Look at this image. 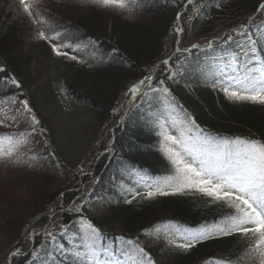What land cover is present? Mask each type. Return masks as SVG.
<instances>
[{
    "label": "trees",
    "instance_id": "obj_1",
    "mask_svg": "<svg viewBox=\"0 0 264 264\" xmlns=\"http://www.w3.org/2000/svg\"><path fill=\"white\" fill-rule=\"evenodd\" d=\"M201 1L188 6L182 18L184 23ZM260 1L222 0L218 8V1L210 0L201 10V17L207 18L202 32H211L221 20L256 10ZM124 2L126 10L100 6L91 0H46L44 12L49 10L51 35L66 34L61 40L64 44L87 38L94 41L92 48L76 50L77 55L64 57L59 75L66 97L91 114L89 138L93 144V161L84 168H75L67 165L56 149L53 119L60 103L51 71L54 53L46 39L39 37L33 20L22 11L18 0H0V36L5 39V44L0 41V68L5 69L0 77H14L21 85L16 88L0 84V99L15 95L16 99L27 100L39 121L36 130L43 138L42 144L31 151L20 148L11 157L0 159V167L9 166V171H0V230L11 236L10 244L0 248V264H6L8 253L17 247L20 251L13 257V264L28 263L32 251L44 242V235L50 232L57 240V230L75 218H89L106 239L117 236L136 239L166 221L191 226L221 222L234 213L224 201H214L195 190L146 198L155 186L137 184V177L173 174L172 165L161 151L163 141L158 122H167V113H175L177 107L182 109L186 122L193 119L217 140L241 139L264 144V105L227 99L198 82H195V95L188 93L180 78L175 77L186 60L184 53H178L172 59L174 79L166 78L162 65L152 85L159 88L162 81L170 98L153 107L142 101L121 119L126 91L165 57L166 42L175 41L176 17L187 0H157L149 30L135 25L140 16L145 18L143 10L149 0ZM38 11L41 13L40 8ZM130 28L135 32L122 34V30ZM112 64L110 72L104 71ZM168 101L172 102L171 112H163ZM167 129L176 135L172 125ZM112 141L113 149L106 152ZM85 170L89 173L83 174ZM117 188L123 191L121 199L115 193ZM129 188L131 193L125 197ZM99 193L105 196L106 211L96 217L88 212L84 198ZM15 210L23 214L21 220L15 221L12 215ZM50 218L53 225L36 237L31 248L29 234L41 229ZM47 238L50 242V237ZM254 239L251 234L214 235L188 250L171 247L160 253L158 247L149 249L147 255L154 264H208L214 259L231 264H261L264 257L259 253L251 259L248 255Z\"/></svg>",
    "mask_w": 264,
    "mask_h": 264
},
{
    "label": "snow or ice",
    "instance_id": "obj_2",
    "mask_svg": "<svg viewBox=\"0 0 264 264\" xmlns=\"http://www.w3.org/2000/svg\"><path fill=\"white\" fill-rule=\"evenodd\" d=\"M92 3L100 6H112L120 10H126L124 0H91ZM22 6V11L30 18L32 12L29 10V3L26 0H18ZM195 0H187L185 9L188 5H194ZM258 11L264 12V5H261ZM183 13H178L177 19ZM254 19V18H253ZM36 23L35 20L32 21ZM40 23L44 21L41 19ZM258 33L264 36V22L254 26ZM182 32L177 28V35ZM66 34L55 33L45 37L43 31L39 32V37L55 40L53 43L54 52L57 55H68L61 52V47L74 48L71 44L61 43ZM244 39L238 42L237 47L240 52L227 57L218 67L221 70V79L214 81V87H218L227 98L233 101H249L253 103L264 104V48L258 47L257 40L253 39L254 33L247 25L243 31L237 33ZM233 37L229 36L228 41ZM199 45H193V48H199ZM181 51V49H177ZM183 51H190L184 49ZM69 59L75 60V56H69ZM165 65L168 61H164ZM5 69L0 68V72ZM174 75L170 72V78ZM152 76H145L144 79L134 85L130 92L133 96L137 94L147 95L145 90L151 89L155 93H168V89L160 82L159 88L152 87ZM10 84L16 88L21 85L14 77H0V84ZM5 100L11 99L16 102V96L4 97ZM23 108L17 110L23 115L32 114V109L28 106L27 100L22 101ZM16 117H13L15 119ZM33 130L30 133H21L20 136H32L36 132V125L39 121L35 115H31ZM162 137L161 151L169 160L173 168V174L166 177H145L139 175L137 184H143L152 188L154 191H148L146 198L160 195L182 194L185 191L195 190L212 197L214 201H224L229 208L234 210L232 215L226 217L220 224L212 229L205 230H185L169 223L164 226L165 229H175L177 234L185 240V243L177 247L188 250L196 243L208 239L211 236H228L234 233H240L243 236L255 238L253 245L248 249L249 258L253 254L259 253L264 257V144L252 140H217L205 133L199 125L191 118L187 122H173L172 127L176 128L177 123L182 125L177 135L168 132L164 121H159ZM15 135V134H12ZM8 139L11 136H0V141ZM27 142L26 140L24 141ZM110 151V149H109ZM11 149L4 151L0 149V159L11 157ZM35 159V157H33ZM166 189H170L166 190ZM130 202V201H129ZM80 231L85 234L84 243L74 245L73 255L77 257L76 264H138L137 252L141 254L142 260H147L148 264H154L151 258L139 248L138 244L125 237L117 236L115 239H106L99 229L95 228L90 222L83 218L80 220ZM251 226V227H249ZM69 231L64 229V233ZM51 243H57L56 237L48 233ZM174 243V241H170ZM61 252L63 246H59ZM84 248L85 251H76L75 249ZM133 248L134 251L129 249ZM17 255V253H13ZM38 264H42V257L34 255ZM31 264V261H30ZM208 264H231L226 260H212ZM264 264V260L261 261Z\"/></svg>",
    "mask_w": 264,
    "mask_h": 264
},
{
    "label": "rangeland",
    "instance_id": "obj_3",
    "mask_svg": "<svg viewBox=\"0 0 264 264\" xmlns=\"http://www.w3.org/2000/svg\"><path fill=\"white\" fill-rule=\"evenodd\" d=\"M156 3H157V0H149V4L146 6V8L144 7V10H143L144 13H146L145 18L143 19V15H142V18L138 19L135 25L143 27V28L146 27L147 30L151 28L149 21L152 18H154L152 13H153V8H154L153 6ZM194 17H192L193 22L195 19ZM192 21L188 29L181 27L182 32L181 34H179L180 36H179V40L176 46L173 48L171 44H167V50L171 52L174 49L175 50L181 49V51L183 49H189L190 51H186V52L191 53V54H196L198 56V61L199 60L203 61L205 60L206 57L208 59L217 57L220 61L218 65L216 66H219L222 62H224L221 60V58L223 57L226 58L225 55H227V53L224 50L213 51L212 49H210L209 48L210 41H208V39H211L212 35L213 37H215L219 35L221 32H224L225 30L230 29V27H232L230 26L232 20L230 19L221 20L220 21L221 23L215 24V28H214L215 30L212 33L210 32L207 34L204 33L203 36L201 35V32L199 30L200 26L199 25L195 26L192 23ZM128 31L135 32V29L130 28L127 31L122 30V34H127ZM0 41L5 44V39L3 38V35L0 36ZM236 42L237 41H235V43ZM193 45H199L200 47L193 48ZM194 49L196 50L195 52H193ZM200 50H204L205 52H200ZM117 60L118 59L115 58L114 63H116ZM57 65L55 66V69L58 68ZM210 65H212V63ZM208 67L209 65H207L206 67L205 65H202V67L200 68V71L202 69H207ZM112 69H113V64L108 65L106 68H104V71L110 72ZM218 70H220V68ZM191 79L192 77H187V82H191L192 81ZM56 84H57V87H59L58 86L59 83L57 82ZM188 89L192 90L191 85H188ZM59 90H60V87H59ZM192 93H194V91H192ZM61 99L63 101V106L61 105L59 107V112H57V114L55 115V118L53 119L54 126L57 130V138L59 140L60 157L62 158V160L66 162L67 165L71 167L85 166L88 163H90L94 157L93 144L89 138L90 135L92 134L91 126H90L91 115L88 111L86 112L80 109L79 106H77L76 104L69 102L67 99L65 100L62 94H61ZM22 108H23L22 102H17V103H12L8 101L0 102V121L3 122L5 126L12 127L16 130H23L27 128V126L31 124V118L24 117L22 114L18 113L17 110L22 109ZM13 117H16V118L13 119ZM11 141L7 140L3 144L8 145ZM102 200L103 199L99 197L90 203L93 209V212L95 214H101L103 212V209H102L103 201ZM12 215L14 216L15 221L21 220L23 217V214H21L18 210H15V212L12 213ZM166 240L167 242H170L171 237H167ZM6 241H7V237H5L4 235L0 233V248L8 246L10 244V242L8 243ZM143 242L144 243L147 242L148 246L157 245L156 239L145 238ZM129 250L134 251L133 248Z\"/></svg>",
    "mask_w": 264,
    "mask_h": 264
},
{
    "label": "bare ground",
    "instance_id": "obj_4",
    "mask_svg": "<svg viewBox=\"0 0 264 264\" xmlns=\"http://www.w3.org/2000/svg\"><path fill=\"white\" fill-rule=\"evenodd\" d=\"M142 18V16H140L138 19H141ZM26 35H28V34H26Z\"/></svg>",
    "mask_w": 264,
    "mask_h": 264
}]
</instances>
